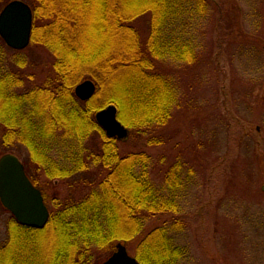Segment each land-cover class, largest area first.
<instances>
[{"label": "trees", "instance_id": "1", "mask_svg": "<svg viewBox=\"0 0 264 264\" xmlns=\"http://www.w3.org/2000/svg\"><path fill=\"white\" fill-rule=\"evenodd\" d=\"M3 1L0 11L9 2ZM29 2L33 23L27 48L13 51L0 39L1 148L24 146L37 169L51 179H70L91 168L107 174L80 198L55 202L57 210L49 211L42 229L22 226L10 216L0 264H94L91 246L111 249L114 242L134 238L140 239L138 263L181 264L185 251L170 232L185 218L180 199L187 175L182 177L179 165L170 166L158 186L151 177V156L142 150L120 154L116 139L97 125L94 116L101 108L94 100L114 105L132 135L145 137L149 146L158 144L152 132L167 124L177 104V88L161 65L195 61L191 26L207 15L210 2ZM140 17L148 19L145 37L132 25ZM31 44L46 48L54 60L45 80L29 86L24 70ZM85 78L96 89L82 102L74 87ZM168 215L174 220L170 229L166 221L153 225ZM48 228L63 241L45 255Z\"/></svg>", "mask_w": 264, "mask_h": 264}, {"label": "rangeland", "instance_id": "2", "mask_svg": "<svg viewBox=\"0 0 264 264\" xmlns=\"http://www.w3.org/2000/svg\"><path fill=\"white\" fill-rule=\"evenodd\" d=\"M208 1L212 8L191 26L195 61L161 65L177 88V104L167 124L152 132L158 144L149 146L145 137L126 128L129 136L116 140L117 147L122 155L137 150L149 154L158 186L170 166L179 165L182 177L187 175L180 199L185 218L170 232L185 251L181 264H264V0ZM132 25L145 37L147 17ZM25 55L29 86L40 85L54 58L37 44ZM94 102L106 107L100 98ZM3 131L0 124V140ZM10 149L3 151L0 143V157L6 152L20 160L50 213L57 210L55 202L80 198L107 174L91 168L70 179H51L37 169L24 146ZM10 216L0 204V244L7 239ZM172 217L162 216L153 225L166 221L170 229ZM46 230L51 236L44 241L45 255L63 241L52 228ZM139 240L123 244L131 257ZM117 243L111 249L91 246L93 263L110 257Z\"/></svg>", "mask_w": 264, "mask_h": 264}, {"label": "water", "instance_id": "3", "mask_svg": "<svg viewBox=\"0 0 264 264\" xmlns=\"http://www.w3.org/2000/svg\"><path fill=\"white\" fill-rule=\"evenodd\" d=\"M32 11L20 0L8 2L0 11V39L13 51H23L30 43ZM95 85L85 80L74 87L75 97L82 102L91 99ZM95 122L108 138L126 139L128 131L117 118V108L108 105L95 113ZM0 204L15 221L25 227L42 229L48 222L49 211L39 189L28 179L23 164L13 154L0 157ZM101 264H139L125 246L117 243L115 251Z\"/></svg>", "mask_w": 264, "mask_h": 264}, {"label": "flooded vegetation", "instance_id": "4", "mask_svg": "<svg viewBox=\"0 0 264 264\" xmlns=\"http://www.w3.org/2000/svg\"><path fill=\"white\" fill-rule=\"evenodd\" d=\"M27 175V174H26ZM28 179L30 180L29 176L27 175ZM31 181V180H30ZM32 183V182H31ZM33 184V183H32ZM42 193V192H41Z\"/></svg>", "mask_w": 264, "mask_h": 264}]
</instances>
